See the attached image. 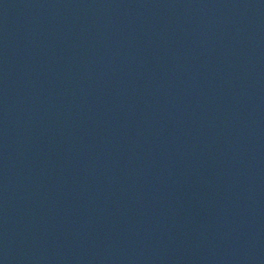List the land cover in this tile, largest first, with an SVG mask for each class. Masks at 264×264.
I'll return each mask as SVG.
<instances>
[{
	"label": "water",
	"instance_id": "obj_1",
	"mask_svg": "<svg viewBox=\"0 0 264 264\" xmlns=\"http://www.w3.org/2000/svg\"><path fill=\"white\" fill-rule=\"evenodd\" d=\"M0 264H264V0H0Z\"/></svg>",
	"mask_w": 264,
	"mask_h": 264
}]
</instances>
